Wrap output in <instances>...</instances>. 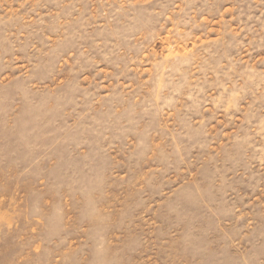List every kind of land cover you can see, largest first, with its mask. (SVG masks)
I'll use <instances>...</instances> for the list:
<instances>
[{
  "label": "rangeland",
  "instance_id": "rangeland-1",
  "mask_svg": "<svg viewBox=\"0 0 264 264\" xmlns=\"http://www.w3.org/2000/svg\"><path fill=\"white\" fill-rule=\"evenodd\" d=\"M0 264H264V0H0Z\"/></svg>",
  "mask_w": 264,
  "mask_h": 264
}]
</instances>
